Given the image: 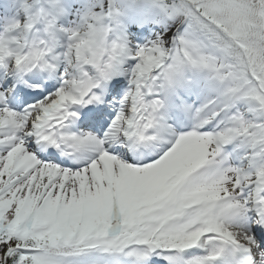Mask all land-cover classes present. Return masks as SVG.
<instances>
[{
	"label": "snow or ice",
	"instance_id": "obj_1",
	"mask_svg": "<svg viewBox=\"0 0 264 264\" xmlns=\"http://www.w3.org/2000/svg\"><path fill=\"white\" fill-rule=\"evenodd\" d=\"M0 264H264V0H0Z\"/></svg>",
	"mask_w": 264,
	"mask_h": 264
}]
</instances>
